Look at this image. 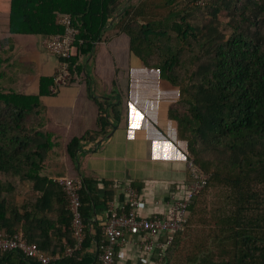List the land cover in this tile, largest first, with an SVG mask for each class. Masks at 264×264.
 Returning <instances> with one entry per match:
<instances>
[{
	"label": "trees",
	"instance_id": "trees-1",
	"mask_svg": "<svg viewBox=\"0 0 264 264\" xmlns=\"http://www.w3.org/2000/svg\"><path fill=\"white\" fill-rule=\"evenodd\" d=\"M125 2L9 0L7 29L39 35L41 45L42 39L63 33L57 15H69L79 34L74 54L66 59V86L81 82V62L112 21V28L128 38L130 52L174 93L168 108L175 127L172 143L208 175L188 206L185 229L173 234L164 252V264L181 257L200 226L212 228L208 241L193 242L177 264H264V0ZM7 47L0 41V230L20 228L43 253L61 255L53 264H89L84 251L93 240L100 243V230L87 233L73 256H63L75 243L72 216L48 162L59 143L43 127L40 95H54L61 86L52 93L47 89L53 80L41 78L40 95L7 88ZM51 55L55 74L60 58ZM79 148L77 138L65 145L73 163ZM25 182L31 198L18 207L13 195ZM93 198L89 182L82 180L80 211L86 223ZM2 260L26 264L19 254H0Z\"/></svg>",
	"mask_w": 264,
	"mask_h": 264
},
{
	"label": "crops",
	"instance_id": "crops-1",
	"mask_svg": "<svg viewBox=\"0 0 264 264\" xmlns=\"http://www.w3.org/2000/svg\"><path fill=\"white\" fill-rule=\"evenodd\" d=\"M8 1L0 0V41H7L11 62L5 86L40 95L41 78L53 80L55 58L41 47V36L9 33ZM112 25L110 21L92 55L81 62V82L40 95L43 127L58 136L59 146L48 160L52 175L89 182L94 231L106 216L107 201L124 202L125 185L140 191L145 212L158 214L165 207L156 200L172 192L182 196L191 179L186 158L172 143L175 127L168 108L174 93L161 84L158 72L146 69L130 52L128 38ZM51 86L50 81L47 90ZM73 138L80 139L75 163L65 153ZM57 169L63 174L55 175ZM94 252L92 242L85 253L89 262ZM114 264H154V256L133 235L117 248Z\"/></svg>",
	"mask_w": 264,
	"mask_h": 264
},
{
	"label": "built area",
	"instance_id": "built-area-1",
	"mask_svg": "<svg viewBox=\"0 0 264 264\" xmlns=\"http://www.w3.org/2000/svg\"><path fill=\"white\" fill-rule=\"evenodd\" d=\"M56 21L64 27L63 33L44 38L41 42L43 49L60 58L53 76L54 84L50 87L52 93H55L59 86L65 85L70 78L69 63L66 59L73 54L79 34V29L73 25L69 15L58 14ZM186 165L190 172V181L183 186L182 196L172 192L166 199L156 200V205L165 207L161 213L145 212V201L140 191L129 184L122 189L125 195L123 203L117 206L110 200L106 202V216L99 224L101 240L99 244L95 240L92 241L95 243V252L89 264H114L117 248L126 244L133 235L140 236L141 245L152 252L154 264H164V252L171 245L173 234L183 231L187 225L188 206L208 182V175L195 164L191 155L186 157ZM54 181L64 190L68 200L67 208L72 216L71 226L75 243L67 245L63 252V256L71 257L81 250L87 233L94 234V220L89 219V223H86L80 211L81 178L61 176L55 177ZM0 254H19L26 264V259L36 260L41 264H53L61 258L59 254L47 255L40 251L34 243L27 241L20 228L12 233L0 230ZM82 258L83 255H80L77 260L82 261ZM0 264L12 263L2 260Z\"/></svg>",
	"mask_w": 264,
	"mask_h": 264
},
{
	"label": "rangeland",
	"instance_id": "rangeland-1",
	"mask_svg": "<svg viewBox=\"0 0 264 264\" xmlns=\"http://www.w3.org/2000/svg\"><path fill=\"white\" fill-rule=\"evenodd\" d=\"M133 3H136L137 1L139 0H131ZM61 175L63 174V172L61 170H56L55 172V175ZM19 193H14L13 195V203L14 205L20 207L24 202H26L27 200H29L31 197L29 195V189L27 187V183H19ZM22 211V209H21ZM199 228L200 231L199 232H196L191 238H192V241L189 242V245H188V249L186 248L183 252V254H181V257H179V259H182V257L185 255V253L190 249V247L192 246V243L194 242L195 243H198L200 241H208V238L211 234V230L212 228L211 227H208V226H200ZM178 259V255L176 257V259L174 260L173 264H177L180 260Z\"/></svg>",
	"mask_w": 264,
	"mask_h": 264
}]
</instances>
